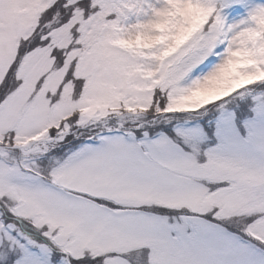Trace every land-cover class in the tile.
I'll use <instances>...</instances> for the list:
<instances>
[{
    "label": "snow or ice",
    "instance_id": "1",
    "mask_svg": "<svg viewBox=\"0 0 264 264\" xmlns=\"http://www.w3.org/2000/svg\"><path fill=\"white\" fill-rule=\"evenodd\" d=\"M0 264H264V0H0Z\"/></svg>",
    "mask_w": 264,
    "mask_h": 264
}]
</instances>
